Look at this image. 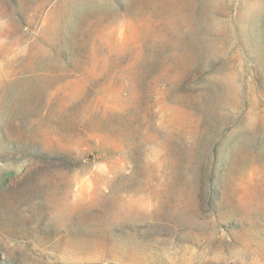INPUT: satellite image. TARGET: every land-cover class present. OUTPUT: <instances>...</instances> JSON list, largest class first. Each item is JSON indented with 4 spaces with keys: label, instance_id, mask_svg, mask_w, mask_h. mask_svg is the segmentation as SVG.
I'll list each match as a JSON object with an SVG mask.
<instances>
[{
    "label": "rangeland",
    "instance_id": "1",
    "mask_svg": "<svg viewBox=\"0 0 264 264\" xmlns=\"http://www.w3.org/2000/svg\"><path fill=\"white\" fill-rule=\"evenodd\" d=\"M0 264H264V0H0Z\"/></svg>",
    "mask_w": 264,
    "mask_h": 264
}]
</instances>
